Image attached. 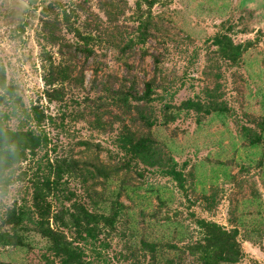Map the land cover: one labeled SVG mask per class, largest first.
<instances>
[{"label": "rangeland", "instance_id": "rangeland-1", "mask_svg": "<svg viewBox=\"0 0 264 264\" xmlns=\"http://www.w3.org/2000/svg\"><path fill=\"white\" fill-rule=\"evenodd\" d=\"M109 1L112 3L104 5V12L101 4ZM137 2L0 0V62L7 83L25 110L38 107L52 118V122L44 123L42 130L59 154L79 157L85 147L78 144L89 142L91 155L98 152L105 164L119 161L122 155L116 144L121 130L118 111L109 104V99L99 110L93 103L94 108L85 111V100L108 96L105 87L127 86L123 81L129 74L138 80V91L143 81L153 78L165 88L155 90L153 98L160 99L151 104V116L158 122L160 109L167 102L179 106L187 100L208 102L211 96L220 97L214 101L227 110L225 116L213 114L198 120L191 112L189 117L181 116L167 128H155L157 144L189 180L185 192H179L175 183L159 173H151L142 166L138 170L129 166L131 172L122 173V181L109 185L113 195L119 183L125 186L119 198L125 213L117 232L108 237L107 247L96 248L95 254L89 248L84 251L86 262L93 264H133L134 260L144 264L139 255L141 237L177 247L197 241L201 235L193 215L230 230L231 216L238 218V212H242L250 228L255 220L244 213L246 202L241 201L253 198L249 186L259 195L258 205H252L250 213L253 216L260 210L264 220V165H255L260 157L259 149L247 147L240 137L243 126L258 130L256 122L264 118V1L159 0L150 13L154 37L144 46L128 47L131 39L137 41L139 17L147 20L146 6L142 5L139 11ZM45 8H50L46 13L52 19L61 15L62 10L70 14L68 22H60V29L55 32V39L59 40L56 43H48L44 33ZM69 26L79 33L92 35L94 41L87 46L94 51L92 57L86 60L75 50L83 43L69 31ZM218 35H226L235 45L245 48L238 66H230L217 55L213 39ZM114 42L120 43V50ZM123 48L125 54L121 51ZM128 58L134 65L130 72L124 65ZM59 68H68L75 76L82 72L83 84L54 85L53 89L61 90V99L49 103L45 97L48 91L45 79ZM77 113L83 114L85 120L73 121ZM94 114L105 123L103 132L87 123L93 121ZM8 125L14 130L17 122L12 120ZM21 174L22 180L13 182L5 193L0 191V215L15 204L30 205L29 180L35 174V167L23 163L15 176ZM232 176L238 181L244 180L242 189L231 182ZM190 182L192 189L188 188ZM68 188L81 196L78 182L69 183ZM202 193L212 196L210 211L198 199ZM237 207L239 211H235ZM240 232L241 264H264V232L255 245L245 242ZM40 255L37 250L26 254L0 249V263L44 264Z\"/></svg>", "mask_w": 264, "mask_h": 264}, {"label": "trees", "instance_id": "trees-1", "mask_svg": "<svg viewBox=\"0 0 264 264\" xmlns=\"http://www.w3.org/2000/svg\"><path fill=\"white\" fill-rule=\"evenodd\" d=\"M158 1L138 0L139 11L142 5L146 6L144 14L147 20L139 17L136 28L137 41L134 42L131 39L128 47L144 46L150 38L154 37L155 29L152 26L150 13ZM111 3L112 1L101 4V9L105 12L104 5L110 6ZM77 8L81 9L80 6ZM49 9H44L43 19L45 20L42 25L44 33L48 36V43H56L59 40L55 39V32L57 34L56 30L60 29L61 23L68 22L70 14L67 10H62L61 15L52 19L50 14L46 13ZM69 31L83 43L75 50L82 53L86 60L92 57L94 51L87 47L90 42L94 41L92 35L79 33L71 26H69ZM113 45L120 50L117 42ZM213 45L217 48L216 53L220 59L228 62L230 66L236 67L240 64L245 52L243 46L235 45L226 35L214 37ZM124 50V48L121 49L122 52ZM129 61L131 60L128 58L124 65L130 72L134 70V65ZM155 62H158L156 58ZM53 74L49 79H45V85L48 87L45 97L49 103L61 99V90L53 89L54 85L62 86L67 83L82 86L83 84L82 72L78 73L79 76L77 74L75 76L74 73L69 72L68 68H59V70L55 69ZM130 77L131 74L123 81L127 86L122 85L117 89L112 86L105 87L104 91L108 93V96L97 98L94 101L85 100V111L94 108L93 103L97 107L96 110H99L107 103L106 99H109V104L119 113L121 130L116 144L122 157L113 165H107L99 159L97 150V153L91 155L92 148L89 142L78 144L80 147H85L79 157L59 154L55 146L52 148L51 141L42 130L44 123L52 122V118L46 116L44 111L39 110L38 107H31L29 110L23 108L14 89L8 85L5 69L0 62L1 193H5L13 182L23 179L22 174L15 176L16 169L21 164H32L35 167V174L29 180L30 205L15 204L0 215V249H13L26 254L37 250L41 252L40 260L44 264H93V262H86L84 251L89 248L95 254L96 248L107 247L106 240L117 232V225L121 224L122 214L125 213V207L119 203L125 186L123 182L119 183L113 195V190L109 188V185L122 181L121 174L128 175L131 172L129 166L135 170L142 166L143 169L151 170V173H159L161 177L175 183L179 192H185L186 182L189 180H186L182 172L177 170L176 164L165 153L162 146L157 144L155 136L157 129L155 128H167L176 123L181 116L189 117L191 112L198 117L196 118L198 120L213 114L225 116L227 110L221 109L214 101L220 97L214 99L211 96L208 102L187 100L179 106L167 102L160 109L161 119L158 122L151 116V104L157 98L160 99L159 96L153 98L155 90L159 87L160 89L165 88L157 85L153 78L143 81L142 89L139 88L138 91L139 85L136 82L138 80ZM94 115L93 121L88 120L87 123L93 129L103 132L105 123L99 115ZM12 120L17 122L14 130L8 125ZM79 120H85L84 115L77 113L73 116V121ZM255 127L258 130L243 126L240 130V137L247 147L259 149L260 157L255 165L262 167L264 165V118L257 121ZM40 153H42L41 156ZM51 155L53 157H50ZM71 182L80 184L81 196L68 188ZM231 182H234L237 189L243 188L244 180L238 181L232 176ZM189 185L188 188L192 189L193 183L190 182ZM248 189H251L253 198L241 201L246 202L244 207L247 210L244 213L247 212L248 216L255 220L249 225L250 228L242 212H238L240 214L238 218L231 216L229 222L232 228L230 230L213 222L196 219L193 215V221L201 237L197 241L187 242L182 247L155 240L149 241L141 237L139 255L144 264H241L243 252L239 241L240 231L243 232L244 241L254 243V245L261 240L264 232L261 211L256 210L253 216L250 213L252 205H258L259 195L252 186ZM198 199L206 203L205 210L210 211L213 203L212 196L202 193ZM236 210L238 207L235 208ZM101 237H104V240ZM132 255L130 258H133ZM131 263L141 264L137 260Z\"/></svg>", "mask_w": 264, "mask_h": 264}, {"label": "water", "instance_id": "water-1", "mask_svg": "<svg viewBox=\"0 0 264 264\" xmlns=\"http://www.w3.org/2000/svg\"><path fill=\"white\" fill-rule=\"evenodd\" d=\"M264 1V0H263Z\"/></svg>", "mask_w": 264, "mask_h": 264}]
</instances>
